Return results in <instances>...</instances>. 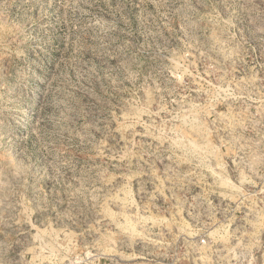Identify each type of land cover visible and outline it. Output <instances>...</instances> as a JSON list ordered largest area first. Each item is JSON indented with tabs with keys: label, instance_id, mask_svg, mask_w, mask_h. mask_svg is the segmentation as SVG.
Masks as SVG:
<instances>
[{
	"label": "rangeland",
	"instance_id": "rangeland-1",
	"mask_svg": "<svg viewBox=\"0 0 264 264\" xmlns=\"http://www.w3.org/2000/svg\"><path fill=\"white\" fill-rule=\"evenodd\" d=\"M0 264H264V0H0Z\"/></svg>",
	"mask_w": 264,
	"mask_h": 264
}]
</instances>
